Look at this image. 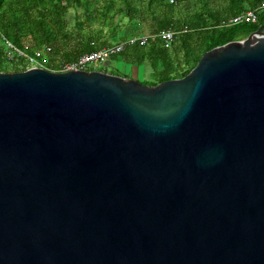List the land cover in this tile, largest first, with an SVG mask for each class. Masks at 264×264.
Instances as JSON below:
<instances>
[{"label": "water", "instance_id": "95a60500", "mask_svg": "<svg viewBox=\"0 0 264 264\" xmlns=\"http://www.w3.org/2000/svg\"><path fill=\"white\" fill-rule=\"evenodd\" d=\"M0 264H264V25L154 86L0 72Z\"/></svg>", "mask_w": 264, "mask_h": 264}, {"label": "trees", "instance_id": "16d2710c", "mask_svg": "<svg viewBox=\"0 0 264 264\" xmlns=\"http://www.w3.org/2000/svg\"><path fill=\"white\" fill-rule=\"evenodd\" d=\"M264 0H0V72H22L23 58L8 60L6 40L29 53L49 47L48 69L62 62L137 34L175 32L169 47L161 38L127 46L118 57L146 62L154 86L186 76L211 49L245 39L264 25ZM203 5L204 9H198ZM256 10L255 23H222L242 12ZM147 28H144L146 27ZM106 28L107 32L103 33Z\"/></svg>", "mask_w": 264, "mask_h": 264}, {"label": "built area", "instance_id": "2783aa9c", "mask_svg": "<svg viewBox=\"0 0 264 264\" xmlns=\"http://www.w3.org/2000/svg\"><path fill=\"white\" fill-rule=\"evenodd\" d=\"M264 8V1L260 3L258 9ZM257 21L256 10H248L242 12L241 14L237 15L236 17L228 20L227 22H223L224 26H232L237 25L243 22H251L255 23ZM175 32L172 31H163L159 34H146L140 37H133L128 39L127 41L105 46L99 50L93 51L91 53H86L83 55L78 56L71 62H62L60 64L59 69L57 70H50L48 69V61L46 59V53L50 52V48L46 47L41 50H34L32 53L28 52V49H19L12 45L9 41H5L7 45L6 49V56L8 60H14L16 58H23L25 59L28 64L30 65L29 68H40L45 69L52 72H68V71H92L95 67L102 65L105 63L110 57L120 54L124 51V49L135 43H138L140 46L144 45L148 39H153L155 37H159L163 40L164 45L169 47ZM28 68V69H29Z\"/></svg>", "mask_w": 264, "mask_h": 264}, {"label": "rangeland", "instance_id": "374dc122", "mask_svg": "<svg viewBox=\"0 0 264 264\" xmlns=\"http://www.w3.org/2000/svg\"><path fill=\"white\" fill-rule=\"evenodd\" d=\"M198 9H204L203 5H199ZM144 28H147L144 27ZM107 29L104 28L103 29V33H106ZM148 34L147 32H145L144 34H137V35H132L127 37L126 39L122 40V41H118L114 44H118L124 41H127L130 38L133 37H140L142 35H146ZM109 61V62H108ZM107 62L103 63L102 65H99L97 67L94 68L95 71H101V72H105L108 74H112V75H116V76H120V77H126V76H132V79H136L140 82H145V81H150L151 78V70L148 66V64H142V66H133L132 70L125 68V66H121L117 61L115 60H108ZM137 73V74H136ZM137 76V77H136ZM136 77V78H135Z\"/></svg>", "mask_w": 264, "mask_h": 264}, {"label": "crops", "instance_id": "0c3cea01", "mask_svg": "<svg viewBox=\"0 0 264 264\" xmlns=\"http://www.w3.org/2000/svg\"><path fill=\"white\" fill-rule=\"evenodd\" d=\"M109 59H110V58H109ZM109 59H108V60H109ZM108 60H107V61H108ZM107 61H106V62H107ZM115 61H117L121 66H125V68L130 69V70H132V67H133V66H142V65H139L136 61H134V62H133V61H131V62H127L126 59H123L122 57H118V58H116ZM108 62H109V61H108ZM143 64H146V62H144ZM136 74H137V73H136ZM126 77H130V78H131L132 76H126ZM136 77H137V76H136ZM136 77H135V78H136ZM150 79H151V78H150Z\"/></svg>", "mask_w": 264, "mask_h": 264}]
</instances>
